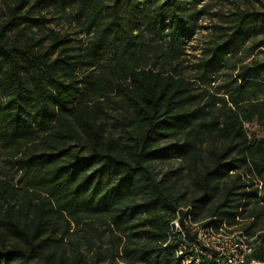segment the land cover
<instances>
[{"label":"trees","instance_id":"16d2710c","mask_svg":"<svg viewBox=\"0 0 264 264\" xmlns=\"http://www.w3.org/2000/svg\"><path fill=\"white\" fill-rule=\"evenodd\" d=\"M41 3L18 0L0 25V150L19 172L14 182L0 175V264H102L104 237L113 249L106 264H180L167 241L186 205L198 221L217 216L236 226L253 218L241 230L254 236L249 261L264 263V230L251 231L259 214L246 210L258 187L245 177L264 174V136H248L249 113L218 115L178 72L193 28L186 0H75L90 48L106 55L97 66L69 53L71 38L45 25ZM260 30L264 11L237 10L200 66L213 68ZM147 31L166 37L160 67L145 55ZM260 46L264 39L253 49ZM260 87L264 58L241 60L228 101L239 106ZM109 104L127 107L111 115L114 130L104 120ZM160 158L186 162L190 203L157 177ZM223 179L230 182L220 188ZM204 210L210 216L200 219Z\"/></svg>","mask_w":264,"mask_h":264},{"label":"rangeland","instance_id":"374dc122","mask_svg":"<svg viewBox=\"0 0 264 264\" xmlns=\"http://www.w3.org/2000/svg\"><path fill=\"white\" fill-rule=\"evenodd\" d=\"M28 4H32L36 0H27ZM46 4L42 13L46 18V26L52 27L61 33H68L71 38L69 53L76 58H86L91 61L94 66L106 59V55L102 52L92 51L89 46V37L84 34V27L81 22H77L75 19V13L73 10L75 0H39ZM18 0H0V25L7 21L9 17V7H13L17 4ZM240 9L258 10L264 11V0H200L195 2L194 0H186L184 5V12L189 24L193 27L189 36L185 40V48L181 57L176 61V68L178 72L186 79L192 80L195 83V87L198 93L202 96V100L206 101L212 109L221 117H225L229 113V109L233 108L239 115L249 113V119L251 121H243V128L248 133L251 139L259 140L264 136V127L261 126V116L264 115V87H260L257 90L249 89L246 93V97L249 100L243 102L239 106H234L228 101L227 91L233 93V87L235 85V73L239 67V61H249L251 58L262 59L264 58V47L260 46L253 49L254 44L264 39V30H260L258 35L248 40L237 51H224L220 55V61L213 68H202L200 61L206 59L211 49L218 44H221L227 37L228 27L231 25L234 13ZM37 16V15H36ZM31 37H37L40 32L37 28H33L32 32H29ZM165 36L155 31H147L146 39L148 46L145 49V55L149 62H155L157 66H161L164 61L163 46ZM255 38V39H254ZM200 87V88H199ZM0 103H3V99H0ZM106 115L104 120L106 122V128L114 130V123L111 119V115L125 114L127 107L120 109L110 104L105 108ZM125 111V112H124ZM251 114V117H250ZM256 121V122H255ZM216 142L222 144L225 139L219 136ZM212 143V141L210 142ZM205 149V148H204ZM253 157L259 155L257 152H246ZM209 160V155L205 151L202 155V160ZM153 170L157 174L158 178L163 179L172 187L173 191L182 196V203L189 201V198L195 193V188L192 184L191 177L187 170V164L185 161H180L176 158H160L153 163ZM19 172L13 166L8 155L0 150V175L15 181ZM254 182V186L258 187L257 198L249 200V204L246 205V210H253L259 214L258 218L254 221L257 222L258 229L251 231L257 232L264 230V179L262 182L258 181L259 177L264 178V174L246 176ZM245 178V179H246ZM260 179V178H259ZM229 183L228 179H223L219 186L223 187L224 184ZM221 192L218 190L216 197H221ZM259 200V202L255 201ZM190 203V202H188ZM210 214L204 210L201 213L200 219L209 217ZM253 221V218H248L240 222L235 226V229H244ZM99 226L98 222L96 224ZM108 237H104L103 254L100 257L103 259L102 264H106L111 261L113 255V249L110 248ZM100 243L99 240L96 241ZM95 245V246H96ZM106 247V248H105ZM107 249H110L109 251ZM119 257V256H118ZM118 257L114 260L118 261ZM255 263H258L257 261Z\"/></svg>","mask_w":264,"mask_h":264},{"label":"built area","instance_id":"2783aa9c","mask_svg":"<svg viewBox=\"0 0 264 264\" xmlns=\"http://www.w3.org/2000/svg\"><path fill=\"white\" fill-rule=\"evenodd\" d=\"M191 205L181 206L170 223L167 244L180 264H256L249 261L254 236L212 216L198 221Z\"/></svg>","mask_w":264,"mask_h":264},{"label":"water","instance_id":"95a60500","mask_svg":"<svg viewBox=\"0 0 264 264\" xmlns=\"http://www.w3.org/2000/svg\"><path fill=\"white\" fill-rule=\"evenodd\" d=\"M256 264H264V263H262V262H258V263H256Z\"/></svg>","mask_w":264,"mask_h":264}]
</instances>
